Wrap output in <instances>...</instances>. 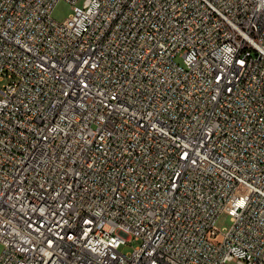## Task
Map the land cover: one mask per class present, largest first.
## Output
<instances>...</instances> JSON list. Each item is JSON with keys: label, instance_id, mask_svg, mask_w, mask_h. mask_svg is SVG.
I'll return each mask as SVG.
<instances>
[{"label": "built area", "instance_id": "built-area-1", "mask_svg": "<svg viewBox=\"0 0 264 264\" xmlns=\"http://www.w3.org/2000/svg\"><path fill=\"white\" fill-rule=\"evenodd\" d=\"M57 1L0 0V264H264V0Z\"/></svg>", "mask_w": 264, "mask_h": 264}, {"label": "rangeland", "instance_id": "rangeland-1", "mask_svg": "<svg viewBox=\"0 0 264 264\" xmlns=\"http://www.w3.org/2000/svg\"><path fill=\"white\" fill-rule=\"evenodd\" d=\"M77 2L81 3L82 0H77ZM71 11H72L71 2L67 0H58L51 12V15L56 20L62 21L69 15ZM238 190L246 195L251 194V188L245 184H239ZM215 223L221 230L226 229L231 223L230 215L227 212L222 211L221 213H219L218 217L216 218ZM136 243L137 240L134 239L132 241L127 242V244L123 245L122 248L124 251H127L131 249L132 245ZM2 247L3 245L0 243V251L2 250ZM230 264H236V263L232 261L230 262Z\"/></svg>", "mask_w": 264, "mask_h": 264}]
</instances>
